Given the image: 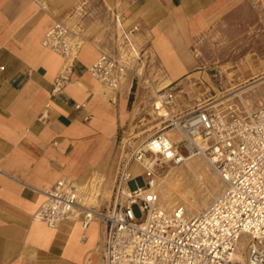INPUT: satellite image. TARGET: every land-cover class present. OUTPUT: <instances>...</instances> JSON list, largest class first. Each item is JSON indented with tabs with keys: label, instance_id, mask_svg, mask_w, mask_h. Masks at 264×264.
I'll list each match as a JSON object with an SVG mask.
<instances>
[{
	"label": "crops",
	"instance_id": "1",
	"mask_svg": "<svg viewBox=\"0 0 264 264\" xmlns=\"http://www.w3.org/2000/svg\"><path fill=\"white\" fill-rule=\"evenodd\" d=\"M44 1L45 10L33 0H0V264H101L100 221L84 229L75 214L50 229L35 215L44 201L40 191L62 179L100 191L98 206L109 202L132 84L125 80L115 91L100 86L88 69L104 48L85 39L70 82L53 95L63 61L41 41L56 22L70 26L85 0ZM120 2L121 27L137 28L140 62L147 56L159 65L171 81L165 86L194 70L195 49L213 34L240 32L243 22L254 26L264 17V0ZM104 193L109 200L102 201Z\"/></svg>",
	"mask_w": 264,
	"mask_h": 264
},
{
	"label": "built area",
	"instance_id": "2",
	"mask_svg": "<svg viewBox=\"0 0 264 264\" xmlns=\"http://www.w3.org/2000/svg\"><path fill=\"white\" fill-rule=\"evenodd\" d=\"M33 1L40 9L47 8L44 0ZM115 19L120 33L116 40L123 51L101 53L88 69L100 86L112 91L127 80L131 60H140L134 42L137 28L123 29ZM79 33L56 22L41 41L63 61L53 82V95L70 82L84 42ZM158 93L152 108L163 119V127L129 158L119 161L111 208L81 206L78 188L62 179L40 191L44 201L35 217L50 229L75 213L84 229L100 221L104 225L101 264H264V107L239 114L233 106L217 110L206 104L172 114L174 92ZM163 110L167 115L159 116ZM46 117L43 112L39 119ZM151 155L173 165H182L191 156L204 159L221 181L220 192L194 216H186L182 209L166 212L151 190L155 170L146 161ZM133 163L142 167L144 175L130 172ZM132 181L137 187L131 191L127 183ZM134 206L141 217H135Z\"/></svg>",
	"mask_w": 264,
	"mask_h": 264
},
{
	"label": "rangeland",
	"instance_id": "3",
	"mask_svg": "<svg viewBox=\"0 0 264 264\" xmlns=\"http://www.w3.org/2000/svg\"><path fill=\"white\" fill-rule=\"evenodd\" d=\"M120 8V0H85L71 17L69 27L75 32L80 31L82 41L85 39L99 41L104 48L103 52L114 53L117 48L122 49L120 41L116 40L118 30L115 24L116 12ZM248 19V16L244 17V20L249 21ZM257 19L259 23L254 26H248L243 22L240 32L230 28L223 33L213 34L202 48L195 49L199 64L194 66V70L179 82L169 86L164 84L170 79L167 77L165 79L161 67L149 62L147 56H144L141 62L131 60L126 80L132 84L129 116L126 126L118 134L116 145L120 151V160L129 158L148 136L163 127L161 125L163 119L151 112L158 92L162 93L168 89L174 92L172 114L185 113L198 105L206 104H211L217 110L233 106L239 114L264 107V17ZM134 42L141 58V49L135 38ZM195 158L198 165L203 168L200 177L193 176L182 166L183 171L177 169L175 177L169 180L167 185L169 189L164 186L165 191H169L168 195L175 200V206H170L171 209L167 208L166 212L184 208L187 216H194L220 192L221 181L217 174L207 161L197 156ZM163 167L165 168H155V176H162L164 171L174 165L169 163ZM132 172L135 176L140 175L137 169ZM177 175L179 182L176 180ZM177 182L178 188L190 184L192 197H189L186 204L192 206V210L186 207L185 203L181 204V200L175 194L173 188L177 187ZM127 187L131 191L135 190L137 183L129 182ZM113 198L114 192L111 193L109 202L100 204L96 209L105 211L111 208ZM157 200L161 205H166L162 201L161 190L157 192ZM133 213L135 217H141L137 206L133 207Z\"/></svg>",
	"mask_w": 264,
	"mask_h": 264
},
{
	"label": "bare ground",
	"instance_id": "4",
	"mask_svg": "<svg viewBox=\"0 0 264 264\" xmlns=\"http://www.w3.org/2000/svg\"><path fill=\"white\" fill-rule=\"evenodd\" d=\"M152 112H153V110H152ZM163 115H167L165 110L160 112L159 116H163ZM158 130H160V129H158ZM168 133H169L170 136H174V134L172 132H168ZM146 161H148V163L151 165V167L154 168V170H155L156 167L157 168L158 167L165 168V167H163V165L164 164H169L167 161H162L161 159H159L158 156H156V155H151L150 158L147 157ZM182 166H184L185 169H187V171L189 173H192L193 176L196 175L198 177H200V174L202 173V169H203L201 166L198 165V161L195 158V156H191V157L187 158L186 160H184V163L182 165H174V167L169 168L167 171H164L162 176H160V177L155 176L153 178V180L151 181V186H152L151 190H152L153 194L155 195L156 199H157V192L161 190L162 199H163L162 201L165 202L166 205L165 206H163V204L161 205L160 203H158V200H157V203H158V206L161 209L165 210V211H167L166 210L167 208L171 209L170 206H175V200H174V198H172L171 196L168 195L169 191L168 192H167V190L165 191L164 186L167 187L169 180H171L172 178L175 177V171L177 169L183 171V167ZM131 167H132V169H131ZM136 169L140 172V175L137 176V177H141V175H144L143 174L144 170L142 169V167H140V165L138 163H133L130 166V172L134 175V173L132 171L136 170ZM178 176L179 175L176 176V180L179 182V179H177ZM178 182L176 183L177 187L173 188V189L176 191L175 194L178 195L179 199L181 200V204H184V203L186 204V202L188 201L189 197H192L191 186H190V184H188L186 186H182V187L178 188L179 187V183ZM78 190H79V193H80L79 202H80L81 206H83V207H93V208L98 206L97 198L101 194L100 191L94 189L93 187H91V188L84 187V188H81V189H78ZM109 198H110V194L109 193H104L102 201L109 200ZM186 207H188L190 210H192V206H188L187 205ZM179 209H182L183 211H186L184 208H179ZM174 210H172L171 212H168V213L171 214ZM168 211H170V210H168ZM75 214H77V213H75ZM75 214L72 217H75ZM185 215L186 216L188 215L187 211L185 212Z\"/></svg>",
	"mask_w": 264,
	"mask_h": 264
}]
</instances>
